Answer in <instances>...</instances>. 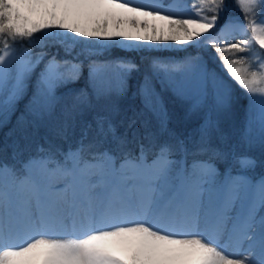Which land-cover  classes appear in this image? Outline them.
<instances>
[{
	"label": "snow or ice",
	"instance_id": "obj_1",
	"mask_svg": "<svg viewBox=\"0 0 264 264\" xmlns=\"http://www.w3.org/2000/svg\"><path fill=\"white\" fill-rule=\"evenodd\" d=\"M184 7L0 0V128L16 116L8 135L28 141L0 155V264H264V18L240 24L227 0ZM170 42L197 51L142 73L120 54ZM208 49L247 95L238 128Z\"/></svg>",
	"mask_w": 264,
	"mask_h": 264
},
{
	"label": "rangeland",
	"instance_id": "obj_2",
	"mask_svg": "<svg viewBox=\"0 0 264 264\" xmlns=\"http://www.w3.org/2000/svg\"><path fill=\"white\" fill-rule=\"evenodd\" d=\"M173 0H164V3L168 4L170 2H172ZM180 2L184 3V4H188V6H191L194 3H198V0H181ZM227 3L229 5V11L226 13V17L229 18H238L240 24H243V17L244 19H247L248 21L251 20H255L256 18H254V14H256L258 11L263 10L264 8L260 7L259 4L257 5L254 13L251 14H245L244 11L242 10V8L238 5L237 0H227ZM222 21H224V19H222ZM225 22V21H224ZM236 25V24H235ZM138 43V42H136ZM81 46L77 45V49L79 50ZM257 48H252V50L250 52H246L243 55H247L249 57H252L256 54L257 52ZM39 49H34V51H38ZM62 50V49H60ZM150 50L152 52H150ZM156 50H161L159 52H157ZM59 53V57H64V51H59L58 49L52 48L50 52V54L52 52H57ZM125 51H133L131 49H125ZM134 51L139 52L138 53V59L137 62L140 64V68H141V73L143 72V70L145 69L147 62L149 59H152L153 57H158V56H162L159 57L161 59H167V60H176L179 61L181 59H183L184 57L188 56L189 54H193L195 53L197 50L194 48H187V49H183L179 46H172V42H170V46L168 47H156V48H152V47H147L144 46L140 49H136ZM177 51V52H175ZM163 52V53H162ZM252 52V53H251ZM126 52H122V50L120 51V54H125ZM215 56V53L212 49H208L207 52H205V59L208 60L209 62V67L215 69V71L222 76L232 87V89L234 90V93L236 94L238 91L236 88H240L239 85H237L235 83V81L231 80L230 77H228V75L226 74V72L222 69L221 64L219 62V60H213L212 57ZM141 73H137L134 75V81L139 79V76ZM234 82V83H231ZM79 85H76V87H78ZM242 93H244L245 95V102L247 103V95L245 93V91L243 89ZM237 95V94H236ZM165 102L169 108V113L172 117V122L174 126H182L183 125V117H184V109L176 102L173 101V99L168 95L165 94ZM129 103H131L130 101H123L122 102V106H127ZM245 103V105H246ZM244 105V106H245ZM243 107H241V109L237 110V118H236V127L238 128L240 126V122L241 119L243 117ZM24 108V102L22 101L20 104V107L18 109L17 115L20 114V112L23 111ZM174 108V109H172ZM16 125V116L12 117V121L11 123H9L6 127L4 128H0V138L3 137V139L7 140V143H10L12 141H17L18 139H20V135L19 133H16L15 135H11L9 136V130L14 128ZM43 135V130H41V133ZM32 140H34L36 137H30ZM24 144L28 143V141H24L22 140ZM1 142V141H0ZM34 146V144H33ZM258 154V153H257ZM259 171V170H258Z\"/></svg>",
	"mask_w": 264,
	"mask_h": 264
},
{
	"label": "trees",
	"instance_id": "obj_3",
	"mask_svg": "<svg viewBox=\"0 0 264 264\" xmlns=\"http://www.w3.org/2000/svg\"><path fill=\"white\" fill-rule=\"evenodd\" d=\"M230 8V7H229ZM59 51H62V50H60V49H58ZM78 50V49H77ZM49 51H51V49H49ZM123 52V51H122ZM124 52H126V53H131L132 54V58L133 59H138L139 57L137 56L138 55V53L139 52H137V51H124ZM150 52H152L151 50H150ZM157 52H159V51H157ZM125 53V54H126ZM252 53V52H251ZM158 57H162V56H158ZM137 61V60H136ZM231 83H234V82H231ZM235 84V83H234ZM237 89V97L239 98V101H240V104H239V107H238V112H239V110L241 109V107H243L244 105H245V95H244V93H242V90H241V88H236ZM136 104H137V106H138V101L136 102ZM172 109H174V108H172ZM178 127V126H177ZM40 135H42V134H40ZM35 139H38V137H36ZM34 139V140H35ZM0 149H6V151H4V152H2V153H0V155H4V156H7L10 152H11V150H12V146H13V144L16 142V141H12V142H10V143H7V140L6 139H3V137L2 138H0ZM17 141H19L22 145L24 144L23 143V141L22 140H20V139H18Z\"/></svg>",
	"mask_w": 264,
	"mask_h": 264
},
{
	"label": "bare ground",
	"instance_id": "obj_4",
	"mask_svg": "<svg viewBox=\"0 0 264 264\" xmlns=\"http://www.w3.org/2000/svg\"><path fill=\"white\" fill-rule=\"evenodd\" d=\"M181 0H173L172 2H170V3H175L176 5H178L179 6V8H180V10L182 11V12H188V9H186L184 6L185 5H188V4H184V3H182V2H180ZM254 18H256L255 20H260V19H262V18H264V9L263 10H261V11H258L256 14H254V16H253ZM239 18V17H238ZM243 21V24H245V25H247V23L249 22L247 19H244V17H243V19H242ZM220 24L221 25H223L224 24V21H222V19H221V21H220ZM229 30L230 31H233V34L234 35H236L237 36V38H239L241 35H243L244 33L241 31V29H240V27H239V25L238 24H234V25H230L229 26ZM248 35V37L250 38V33H248L247 34ZM124 43H136L135 41H132V42H129V41H125ZM123 52L125 51V50H122ZM175 52H177V51H175ZM163 53V52H162Z\"/></svg>",
	"mask_w": 264,
	"mask_h": 264
}]
</instances>
